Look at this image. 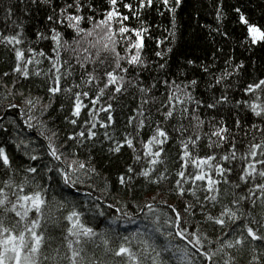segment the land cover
<instances>
[{"label":"snow or ice","instance_id":"obj_1","mask_svg":"<svg viewBox=\"0 0 264 264\" xmlns=\"http://www.w3.org/2000/svg\"><path fill=\"white\" fill-rule=\"evenodd\" d=\"M186 6L0 0V264H264V25L181 64Z\"/></svg>","mask_w":264,"mask_h":264},{"label":"trees","instance_id":"obj_2","mask_svg":"<svg viewBox=\"0 0 264 264\" xmlns=\"http://www.w3.org/2000/svg\"><path fill=\"white\" fill-rule=\"evenodd\" d=\"M236 2L237 0H227L228 4ZM240 2L252 22L264 25V0H240ZM195 8L199 11L198 18L196 12L193 11V8L190 6H186L185 10L178 14L180 35L177 44V57L181 64L183 63L184 56L189 58L199 57L200 61L206 62V57L210 58V54L214 48L222 47L226 53H230L234 45V41L226 42L219 36H216L215 41H213L212 36L208 33L207 29L201 27V25L206 24L213 27L216 26L213 14V0H195ZM147 19L150 24H159L161 30L168 24L167 20L156 16L155 13L149 15ZM223 29H227L234 37H240L243 35V32L236 25L235 18L230 10L227 12V19L222 26V30ZM150 51L151 43L149 45V54ZM4 59H7L6 53L0 56V67L7 68V65L2 64ZM222 59L223 57L218 60V63H220L221 66ZM172 70L174 72L179 70L176 64L173 65ZM253 74L255 75V73ZM124 158H127V153H125ZM107 166V162L105 161V167ZM111 178H115V169H113V175Z\"/></svg>","mask_w":264,"mask_h":264}]
</instances>
